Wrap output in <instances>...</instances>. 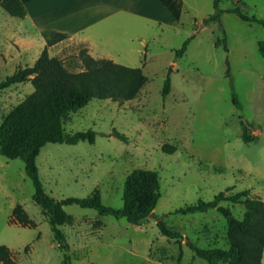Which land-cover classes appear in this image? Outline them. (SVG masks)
<instances>
[{
  "label": "rangeland",
  "instance_id": "374dc122",
  "mask_svg": "<svg viewBox=\"0 0 264 264\" xmlns=\"http://www.w3.org/2000/svg\"><path fill=\"white\" fill-rule=\"evenodd\" d=\"M213 1L173 0L175 18L180 16L174 21L120 16L117 26L108 28L106 41H97L100 52L104 49L119 64L141 67L148 81L130 101L94 99L70 113L65 130L92 129L96 141L46 144L37 157L40 179L58 200L85 198L99 189L105 204L119 208L127 175L151 169L159 174L161 197L154 215L141 226L93 208L65 205L73 221L60 228L73 264H209L185 240L200 247H227L226 219L214 209L176 210L213 200L227 189V195L249 190V197L264 200V56L258 49L264 26L227 12L240 6L264 20V0H221L220 21L205 22L215 12ZM188 40L186 52L177 56ZM45 42L30 18L11 16L0 6V82L33 66ZM84 49L65 39L50 46L49 53L76 72L83 68ZM168 75L170 90L163 96ZM33 91L30 81L0 91V126ZM244 126L254 138L250 143L242 139ZM164 144L176 151L165 152ZM34 192L24 161L0 154V245L12 250L15 264H64ZM18 205L36 226L12 222ZM221 205L238 217L245 212L241 203ZM160 221L185 239L177 242L162 234Z\"/></svg>",
  "mask_w": 264,
  "mask_h": 264
},
{
  "label": "trees",
  "instance_id": "16d2710c",
  "mask_svg": "<svg viewBox=\"0 0 264 264\" xmlns=\"http://www.w3.org/2000/svg\"><path fill=\"white\" fill-rule=\"evenodd\" d=\"M215 12L205 22L220 21L224 12L220 8L221 0H214ZM0 6L11 16L24 18L27 9L22 0H0ZM241 19L257 22L264 26V20L249 16L240 6L228 9ZM46 45L33 66L19 68L15 73L0 82V91L13 85L32 82L34 91L20 102L11 112L8 119L0 126V154L14 159L21 158L25 170L31 179L35 192L34 202L42 209V213L50 222L54 240L63 253L64 264H73L69 253V245L61 226L71 224L73 217L64 206L77 204L83 208L96 209L100 215H112L117 219L125 218L130 224L141 226L154 215V210L161 197L160 177L157 171L137 168L125 179L123 206L115 208L102 201L99 189H95L85 198L70 197L58 200L49 195L39 176L37 157L41 149L48 143L77 144L82 141L95 143L96 132L92 129L67 132L64 124L70 113L75 112L92 100L110 99L123 103L134 99L148 81L141 67H130L119 64L112 59H96L87 50H81L80 57L83 68L70 71L63 61L51 56L49 47L68 38V35L57 31L42 33ZM225 42V39L222 42ZM221 41L218 43L220 44ZM189 40L176 50L182 56L188 47ZM228 49L227 46H224ZM259 52L264 56V41L258 44ZM170 76L165 80L162 91L167 96L170 90ZM114 135L127 141V136L115 131ZM242 139L246 143L254 140L249 128L244 126ZM163 150L168 153L176 151V147L164 144ZM222 191L213 200H199L197 203L176 210V213H195L217 210L227 223V247H200L189 239L186 243L194 251L195 256L205 259L209 264H264V200L249 197V190L227 195ZM241 203L245 212L238 217L229 207L221 202ZM12 222L22 226L34 227L36 224L21 205L14 212ZM162 234L181 242L185 237L178 231L158 223ZM26 247L25 251L28 252ZM182 254L179 256L181 260ZM0 263L15 264V257L10 248L0 245Z\"/></svg>",
  "mask_w": 264,
  "mask_h": 264
},
{
  "label": "crops",
  "instance_id": "0c3cea01",
  "mask_svg": "<svg viewBox=\"0 0 264 264\" xmlns=\"http://www.w3.org/2000/svg\"><path fill=\"white\" fill-rule=\"evenodd\" d=\"M122 1L22 0L27 9L25 18H30L34 27L42 33L50 30L67 34L69 41L83 45L96 59L107 58L116 61L115 57L104 49L103 52L99 51L97 41H106L108 28L117 26L120 16L129 19L145 16L151 20L162 21L180 18H175L176 8L173 0H129V5Z\"/></svg>",
  "mask_w": 264,
  "mask_h": 264
}]
</instances>
